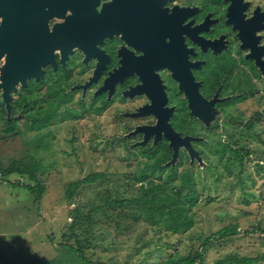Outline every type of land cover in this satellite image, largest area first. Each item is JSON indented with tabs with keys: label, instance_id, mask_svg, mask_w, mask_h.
<instances>
[{
	"label": "flooded vegetation",
	"instance_id": "1",
	"mask_svg": "<svg viewBox=\"0 0 264 264\" xmlns=\"http://www.w3.org/2000/svg\"><path fill=\"white\" fill-rule=\"evenodd\" d=\"M36 1H22L5 40L0 67L32 68L10 93L9 119L3 104L6 120L14 100H64L105 118L127 150L206 167L207 138L264 84V0Z\"/></svg>",
	"mask_w": 264,
	"mask_h": 264
},
{
	"label": "rangeland",
	"instance_id": "2",
	"mask_svg": "<svg viewBox=\"0 0 264 264\" xmlns=\"http://www.w3.org/2000/svg\"><path fill=\"white\" fill-rule=\"evenodd\" d=\"M256 91L232 105L227 121L212 135L206 134L208 142L202 151L207 168L195 166L192 170L201 197L193 210L195 224L191 231L168 235L153 231L147 224L134 225L125 219L119 220L117 230L114 221L111 226L100 223L97 227L100 237L93 243L95 255L87 254L88 258L107 264H160L177 251L180 255L198 251L205 238L235 223L239 226L237 235L211 239L218 241L207 248L205 264H213L228 254L247 257L264 254V233L257 229L264 228V84H258ZM72 108L82 113L80 108ZM255 113L261 114V119L251 131L238 125L245 124ZM64 120L58 117L50 128V149L34 155L41 157L43 166L37 174L45 187L39 203H34L23 189L31 184L28 177L10 176L8 181L0 180V264H33L34 260L81 264L61 247V235L71 222V212L75 209L85 212L90 206L102 205L105 191L128 198L140 187L132 179L139 170L148 168L150 157L142 155L137 148L127 150L116 143L118 135L107 130L105 125L110 123L105 118L91 114L74 121ZM20 126L17 136L0 140L3 163L24 159L31 151L28 143L36 133L24 131L22 123ZM1 127L0 124V130ZM228 135L242 137L256 151L246 161L240 180L235 175H224L215 155L217 145L226 141ZM158 153L160 156L162 152ZM158 156L157 160L161 157ZM168 167L163 172L145 171L151 172L152 180H165L172 175ZM186 167V163H179L175 169L177 175ZM94 173L105 177L101 182L83 186L72 199H65L69 184Z\"/></svg>",
	"mask_w": 264,
	"mask_h": 264
},
{
	"label": "trees",
	"instance_id": "3",
	"mask_svg": "<svg viewBox=\"0 0 264 264\" xmlns=\"http://www.w3.org/2000/svg\"><path fill=\"white\" fill-rule=\"evenodd\" d=\"M249 97V96H248ZM61 103H60V102ZM14 100L11 103V115L16 116L11 120H6L5 109L0 101V140H8L17 136L22 128L24 131L35 132V137L28 143L30 153L24 159H10L6 163L0 160V180L8 181L10 176L28 177L31 184L23 186L34 200L39 203L45 194V187L41 175L37 176L43 169L41 157L34 155L41 154V151L50 149L51 127L56 124L58 117L66 120H77L84 112L68 108L64 100ZM243 101V100H242ZM39 103V104H38ZM60 112V115H59ZM21 114L22 118H17ZM261 114L255 113L245 124L239 123L246 131H251L257 122H260ZM231 122V121H230ZM259 137V136H258ZM263 141V140H261ZM264 145V141H263ZM256 151L250 143H245L243 138H235L228 135L226 141L217 145L216 157L220 164L222 173L226 176L242 177L246 167V161L251 154ZM149 161L145 169L139 170L134 179V183L140 185L137 192L131 197H118L110 191L103 194V204L90 206L85 212L75 209L71 212V222L67 224L66 231L61 235V247L67 249L69 254L75 256L81 264H107L99 259L92 260L88 255H95L92 250L94 242L100 237L97 227L100 223L111 226L115 224V230L119 228V220H130L132 224H147L153 231L163 234L181 235L188 233L194 227L193 210L200 202V192L197 181L193 175V167H186L179 175L173 168L163 166L164 159H158L155 154H149ZM170 168L172 175L167 179L152 180L151 172L146 174V169L155 172L165 171ZM262 169L261 166H256ZM207 168V165H206ZM204 168V169H206ZM104 174H89L83 179L68 185L65 191V199L70 200L76 195V191L83 186L101 182ZM179 178V179H176ZM217 179V178H216ZM218 180H220L218 178ZM248 203V202H246ZM118 209L120 210L118 212ZM238 224H227L220 228L215 234L208 236L200 245V249L180 255L177 251L174 255L166 258L160 264H205L207 248L214 241L211 239H223L238 234ZM264 233V228H257ZM110 230V227L107 228ZM106 231V230H105ZM148 246V244H147ZM264 262V254L256 257L237 256L228 254L223 258H218L213 264H260ZM33 264H63L59 260H34Z\"/></svg>",
	"mask_w": 264,
	"mask_h": 264
},
{
	"label": "water",
	"instance_id": "4",
	"mask_svg": "<svg viewBox=\"0 0 264 264\" xmlns=\"http://www.w3.org/2000/svg\"><path fill=\"white\" fill-rule=\"evenodd\" d=\"M22 1L24 0H0V61L2 60L3 54L5 53L4 50L6 48L5 40H12V38L15 37L17 34V15H18V9L22 5ZM28 1H34V0H25L26 4H28ZM46 0H37L36 3H44ZM32 5V4H30ZM12 47V44L10 45V48ZM258 66L260 64L256 62ZM18 66V65H17ZM15 63H4L0 67V91H2L1 97H2V104H4L7 118L10 117V101H11V91H16L17 85L20 83V85L23 87L25 86V78H23V75L21 73L22 70H32L31 67H17ZM260 70L262 73V76L264 77V67L260 66ZM38 72V71H37ZM40 73L38 72V75ZM37 75V76H38ZM36 76V77H37ZM158 134V133H157ZM164 137L169 140V145L171 148H173V157L170 161V165H173L178 151V144H176V140H178L179 135L175 134L171 130L164 132ZM188 138H184L183 140H180L182 143L184 142V145H188ZM144 143V142H143ZM191 161L194 160V158L197 159V161L200 162L201 160L198 157L197 153L192 151L188 148Z\"/></svg>",
	"mask_w": 264,
	"mask_h": 264
}]
</instances>
